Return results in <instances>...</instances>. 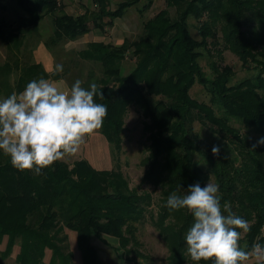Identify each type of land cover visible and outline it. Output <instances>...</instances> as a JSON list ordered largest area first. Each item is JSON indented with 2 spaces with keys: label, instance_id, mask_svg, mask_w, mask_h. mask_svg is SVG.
Returning <instances> with one entry per match:
<instances>
[{
  "label": "trees",
  "instance_id": "1",
  "mask_svg": "<svg viewBox=\"0 0 264 264\" xmlns=\"http://www.w3.org/2000/svg\"><path fill=\"white\" fill-rule=\"evenodd\" d=\"M1 1H12L21 13L13 26L0 20V37L16 57L1 70L21 72L18 93L33 79L49 78L41 65L31 64L20 54L26 37L43 32V21L51 22V35L44 44L56 56L59 46L92 31L105 33L143 1L147 2L139 10L142 15L155 3L122 0L111 10V0H91L93 11L72 15L59 0ZM165 3L166 8L144 24L138 39H126L120 45L90 42L84 50L73 52L62 73L53 75L69 86L77 79L85 88L92 82L98 85L104 99H94L108 106L99 131L116 152L123 147L130 108H139L148 142L141 162L142 185L150 186L152 192L131 188L120 169L99 171L85 159L72 164L56 161L35 175L17 170L0 152V243L8 238L0 264L11 258L16 246L20 251L14 264H77L67 231L77 234L82 264H104L93 242L98 239L111 247L104 237L117 241L114 250L122 259L139 264L131 256L143 257L138 225L148 214L168 250L167 264H194L184 242L193 217L187 209L170 210L165 204L170 192L179 187L187 190L195 183L203 187L209 180L219 185L221 203H230L233 212L250 224L241 246L264 244V144L242 132L246 129L264 138V0ZM19 36L23 39L15 42ZM227 51L250 74L237 83H233L232 67L221 65ZM128 58L135 62L126 74ZM203 58L209 61L210 75L201 65ZM87 65L93 67L87 70ZM196 84L204 88L208 102L191 97ZM197 124L216 142L206 141ZM214 145L220 147L219 155L212 154ZM155 195L158 212L152 213ZM48 251L51 256L46 262Z\"/></svg>",
  "mask_w": 264,
  "mask_h": 264
},
{
  "label": "clouds",
  "instance_id": "2",
  "mask_svg": "<svg viewBox=\"0 0 264 264\" xmlns=\"http://www.w3.org/2000/svg\"><path fill=\"white\" fill-rule=\"evenodd\" d=\"M56 73L63 65L55 66ZM80 79L67 87L63 80L40 77L27 83L20 91L0 99V152L19 171L42 174V169L74 155L85 138L101 128L108 115V106L97 103L104 99L95 82L87 88ZM257 144H264L260 138ZM256 145H253L255 148ZM213 155L220 147L214 145ZM165 206L170 210L187 209L193 223L187 229L186 253L194 264H264V244L253 242L241 246L242 234L250 224L236 215L230 203H221L219 185L212 181L170 192Z\"/></svg>",
  "mask_w": 264,
  "mask_h": 264
},
{
  "label": "rangeland",
  "instance_id": "3",
  "mask_svg": "<svg viewBox=\"0 0 264 264\" xmlns=\"http://www.w3.org/2000/svg\"><path fill=\"white\" fill-rule=\"evenodd\" d=\"M60 5L65 8V11L72 15H79L84 13L86 10L93 11L95 9L94 4L91 0H59ZM122 0H111L110 9L115 10L118 7V4ZM147 1H143L137 7L130 9L124 18L118 19L115 21V26L113 28L107 29L105 33L99 31H92L90 34L84 36L82 39H79L74 42H69L64 45L59 46L57 49L55 58L56 65L61 64L63 66H68L69 62L73 58V52H80L87 47L88 42H104L112 45H120L126 39L136 40L139 36H141L144 32V24L152 19L155 15H157L161 10L166 8L165 0H155V3L152 9L145 14H140L139 10ZM172 14H174L173 9H169ZM2 12L0 11V14ZM5 14L4 20L9 24H14L16 21L18 14H21L16 10V5L10 1L7 3V11L2 13ZM51 22L49 20H45L42 22V30L39 36H29L26 37L24 46L21 48V57H27L30 59L31 53L36 49L37 45H41L45 40L51 35ZM192 24L195 27L198 26L196 21H192ZM12 24V26H13ZM93 28V25H91ZM192 34L195 38L199 39V34L196 28L191 29ZM22 40L23 37H15V42ZM17 39V40H16ZM0 52H3L6 58L0 60V65L4 66L7 63V60L11 62L15 61L16 57L13 52L8 50V44L2 41L0 37ZM50 52V51H49ZM18 56L19 53L16 52ZM52 54V53H51ZM224 61L221 63L222 67H232V69L236 72V76L233 80V83H237L242 79L248 77L250 74L242 67V63L239 61L238 57L227 51L223 54ZM217 59V57H216ZM73 60V59H72ZM28 61V59H26ZM134 60L128 58L125 63V73L128 74L130 70L133 68ZM24 63L21 61V66ZM201 65L204 71L210 75L211 68L209 65V61L207 58H203L201 60ZM70 67V66H69ZM92 65H87L85 67L87 70H90ZM64 69V68H63ZM86 72V70H85ZM97 72V71H96ZM7 74V73H6ZM190 95L192 98L197 99L198 101L208 102L209 97L204 90V88L200 84H196ZM144 122L145 119L142 116L141 111L137 106H132L128 112L125 121V131L123 134V147L121 152H116L112 146L109 145L111 158L113 161V169H120L121 172L124 173L127 180L130 183L131 188H136L140 193L144 191L152 192V188L148 185H142L143 176L145 174V168L142 167L141 162L142 159L147 155L146 146L148 142L146 140V135L144 133ZM196 130L201 132L203 138L209 143L216 142L210 132L201 127L199 124L196 125ZM243 133L249 132L251 138L254 141H258L262 136L256 134L255 132L248 131L246 129H242ZM86 159L84 155V148L80 146L78 151L74 155H66L64 159L69 164H72L74 161ZM155 205H153L149 210L152 213L158 212L157 207V195L154 197ZM150 214L147 215L144 222L138 225V237L141 242V247L139 251L141 252L143 257H138L135 254L131 256V258H135L139 264H167L168 250L161 239L158 231L153 226ZM70 238V246L71 250L74 253V259L77 264H82L81 262V254L77 247V235L74 232L67 231ZM73 233V235H72ZM111 244V247L102 243L98 239H94L93 242L95 246L100 251V256L104 264H135L130 260H126L125 258H121L119 254L116 253L114 248L117 247V241L104 237ZM3 241V240H2ZM2 243V242H1ZM8 240L3 241L0 246V252H3L7 249ZM15 253V250L13 251ZM51 256V252H47L46 262L49 261ZM15 263V254H12L11 258H9L4 264H14ZM246 264H253L252 261L246 262Z\"/></svg>",
  "mask_w": 264,
  "mask_h": 264
},
{
  "label": "crops",
  "instance_id": "4",
  "mask_svg": "<svg viewBox=\"0 0 264 264\" xmlns=\"http://www.w3.org/2000/svg\"><path fill=\"white\" fill-rule=\"evenodd\" d=\"M7 3H8L7 1L0 0V11L2 13L7 11ZM2 13L0 14V20L4 19L5 17V14L2 15ZM1 57H3L4 59L6 58L3 52H0V60L2 59ZM30 59H31V64L42 66L43 71L49 77L48 79L53 81L62 80V79L55 80L53 78V75L55 74V66H56L55 58L53 57L51 52H49V50L47 49L44 43H41V45L40 44L37 45L36 49L33 50V52L31 53ZM1 69L2 68L0 65V99H3L9 96L12 92H17V88H18L17 84L21 77V72H18L17 70H13V72L8 74L5 71L2 72ZM21 69L22 68H20V70ZM63 81L65 82V85L67 87H70L65 80ZM80 146H83L84 148V155L86 156L85 160H87L96 170L109 171L113 169V161L111 158L109 143L107 142L106 138L100 133L99 129H97L91 135L87 136L84 142ZM7 240H8L7 237L3 238V241H7ZM2 243H0V246L2 245ZM14 250L15 253L13 252V254H15V258H16V256L20 251V247L16 246Z\"/></svg>",
  "mask_w": 264,
  "mask_h": 264
}]
</instances>
